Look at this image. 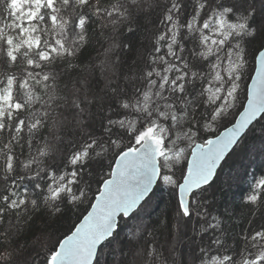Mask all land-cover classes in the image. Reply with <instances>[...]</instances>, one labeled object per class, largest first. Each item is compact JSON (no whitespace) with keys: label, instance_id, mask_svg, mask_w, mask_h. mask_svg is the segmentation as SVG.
<instances>
[{"label":"snow or ice","instance_id":"snow-or-ice-1","mask_svg":"<svg viewBox=\"0 0 264 264\" xmlns=\"http://www.w3.org/2000/svg\"><path fill=\"white\" fill-rule=\"evenodd\" d=\"M258 2L259 8L257 0H0V226L8 225L0 238L30 214L55 216L62 204H82L94 179L100 187L90 211L48 249L44 264H128L115 260L116 244L122 257L126 248L142 247L144 264H168L154 240L144 239L150 233L142 213L154 185L170 186L178 194V215L191 217V204L215 182L220 162L250 126L264 121V42L252 54L255 77L246 104L232 112L247 45L264 36V0ZM157 10L161 30L148 60L124 77L123 86L109 79L100 93L87 77L71 88L63 83L80 68L97 26L113 33L123 26L134 34ZM115 46L105 50L101 71H108ZM230 114L239 118L216 133L214 126ZM69 123L77 135L62 151L56 131ZM46 128L56 143L42 135ZM182 160L177 179L174 167ZM247 201L264 204V177L255 180ZM132 221L139 223L124 232ZM219 227L216 220L203 231ZM209 240L200 253L213 246L223 252L210 261L194 256L192 264H264V225L245 235L243 250L233 254L219 236ZM12 261L0 243V264Z\"/></svg>","mask_w":264,"mask_h":264},{"label":"trees","instance_id":"trees-1","mask_svg":"<svg viewBox=\"0 0 264 264\" xmlns=\"http://www.w3.org/2000/svg\"><path fill=\"white\" fill-rule=\"evenodd\" d=\"M259 7L257 0V8ZM157 17L158 10L151 13L150 19L142 20L134 34L127 32L123 26L116 33L112 32L111 27L101 32L97 26L95 32L90 35V44L85 48L78 61L80 68L73 71L70 77H65L63 83H67L71 88L76 80L87 77L91 89L100 93L106 91V83L109 79L112 81V86L117 84L123 86L124 77L142 68L148 60L154 37L161 30ZM256 19L259 23L262 18L257 15ZM262 42H264V36L257 37L247 45L250 54L243 72L239 100L232 110L233 113L241 111V102L244 104L246 102L245 92L255 70L252 54ZM113 44L118 46L112 47V51L108 54V71L103 72L100 66L106 59L105 50ZM111 61H115L114 72L111 68ZM56 114L53 113L54 116ZM236 116L230 114L218 126H214V131L220 133L235 120ZM68 118L71 121L72 117ZM50 130V128L44 129L42 135L52 141L49 136ZM56 135L61 136L64 140V145H58V147L62 151H66V145L68 141L76 137L77 129L69 123L65 128L57 130ZM205 135L210 136L208 133ZM262 137H264V121L255 124L227 157L214 180L215 182L207 186L206 192L199 198V204L195 202L191 204L193 211L191 217L178 215V195L170 186L160 182V185L156 187L151 195V199L157 200L156 206L154 205L150 209L151 211L149 210L151 213L147 214L144 223L150 234L145 235L144 239L145 241L154 240L155 246L168 259V264H173V261L175 264H192L193 257L201 255H204L205 260L210 261L212 256L223 252V249L217 250L213 246L206 255L200 253L199 247H207L210 243V236H219L224 241L229 254H233L234 248L243 250L244 236L253 229L259 230L264 225V204L253 206L247 201V196L250 194L255 180L264 177V157L258 159L257 155H252L250 152L252 145ZM37 139L39 140V137ZM197 142L202 141L197 139ZM52 143L56 142L52 141ZM180 146L184 147L183 144ZM26 155L27 148L25 149ZM245 156H249V159L244 160ZM23 158L21 157V159ZM184 164L185 162L182 160L174 167L177 179L180 175L179 169L184 167ZM108 170L104 169L105 172ZM24 183L28 187L31 186L27 184V181ZM90 184L91 188L87 191L82 204H62L63 212L55 216L48 215L45 210L30 214L27 219H21L16 228L9 231L7 239L0 238V243L5 244L7 250L13 254L12 264H16L17 260L23 261L24 259L35 261L36 264H44V257L48 249L55 244L58 238H62L68 233V230L90 210L89 204L94 202V196L98 195L97 189L100 187L94 179H90ZM197 210L201 213L200 216L195 215ZM205 214L207 215L205 216ZM216 220L220 222L218 229L203 231L209 222L216 223ZM13 222L15 223V221ZM7 229V224L0 226V231ZM108 252L109 250L106 249L107 259L112 260V256L107 255ZM125 253L126 256L122 257L120 245H115L116 260L117 257H120V259L126 258L128 264H144L145 257L142 247L126 248ZM236 258L239 259V257ZM196 264H200L199 260L196 261Z\"/></svg>","mask_w":264,"mask_h":264},{"label":"rangeland","instance_id":"rangeland-1","mask_svg":"<svg viewBox=\"0 0 264 264\" xmlns=\"http://www.w3.org/2000/svg\"><path fill=\"white\" fill-rule=\"evenodd\" d=\"M242 110V109H241ZM243 140V139H242ZM241 140V141H242ZM240 141V142H241ZM239 142V143H240ZM251 154L252 155H257V157H258V159L260 158V159H262L263 157H264V137H262V138H260V139H258L256 142H255V144L254 145H252V147H251ZM246 158L244 159V160H248L249 159V156H245ZM223 165V164H222ZM219 172V171H218ZM218 174V173H217ZM216 177H217V175H216ZM216 177H215V179H216ZM214 179V180H215ZM159 188V187H158ZM156 189V188H155ZM155 191V190H154ZM154 193V192H153ZM152 193V194H153ZM151 194V195H152ZM178 195V194H177ZM156 202H157V200H155L154 198L153 199H151L150 200V203L148 204V206L146 207V209L144 210V212L142 213V218H143V221H144V223L146 222L145 221V218H146V216H147V214L148 213H151L150 211V209H152L153 207H154V205L156 206ZM148 209V210H147ZM150 210V211H149ZM139 223V221H132V222H129V224H128V227H126V228H124L123 229V231L124 232H129L130 231V229H132L133 228V225L134 224H138ZM112 259H113V257H111ZM116 258V257H115ZM120 259V257H117V261ZM116 260V259H115Z\"/></svg>","mask_w":264,"mask_h":264},{"label":"water","instance_id":"water-1","mask_svg":"<svg viewBox=\"0 0 264 264\" xmlns=\"http://www.w3.org/2000/svg\"><path fill=\"white\" fill-rule=\"evenodd\" d=\"M255 68H256V65H255ZM255 77V70H254V73H253V75H252V78H251V80H250V82H249V84H248V88H250V85H251V83H252V79ZM247 88V89H248ZM245 104H246V102H245ZM242 111V110H241ZM239 117H238V115L236 116V118L235 119H238ZM234 122V121H233ZM232 122V123H233ZM232 123L229 125V126H227V127H231L232 126ZM226 127V128H227ZM226 128H224L223 130H221V132H223V131H225V129ZM252 128V126H250V129ZM249 131V130H248ZM248 131H247V133H248ZM220 132V133H221ZM211 138H214V137H211ZM239 144V143H238ZM237 144V145H238ZM237 145H234L233 146V150L237 147ZM232 150V151H233ZM232 151L228 154V155H226V157L220 162V164L218 165V167H217V169H216V175H217V173H218V171L220 170V168H221V166H222V164L225 162V160L227 159V157L232 153ZM190 158V157H189ZM216 177V176H215ZM215 177H214V179H215ZM157 187V185H154V190H155V188ZM205 187H207V186H205ZM95 202V201H94ZM93 202V203H94ZM90 211V210H89Z\"/></svg>","mask_w":264,"mask_h":264}]
</instances>
